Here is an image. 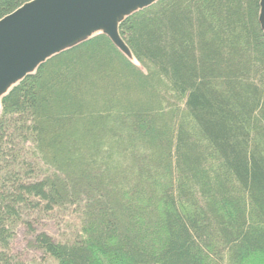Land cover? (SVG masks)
I'll return each mask as SVG.
<instances>
[{
    "label": "trees",
    "instance_id": "obj_1",
    "mask_svg": "<svg viewBox=\"0 0 264 264\" xmlns=\"http://www.w3.org/2000/svg\"><path fill=\"white\" fill-rule=\"evenodd\" d=\"M32 0H0V20ZM260 0H160L64 51L0 109V264L264 261ZM67 222L59 239L36 220Z\"/></svg>",
    "mask_w": 264,
    "mask_h": 264
},
{
    "label": "water",
    "instance_id": "obj_2",
    "mask_svg": "<svg viewBox=\"0 0 264 264\" xmlns=\"http://www.w3.org/2000/svg\"><path fill=\"white\" fill-rule=\"evenodd\" d=\"M160 0H32L0 20V109L9 91L52 57L103 34L130 60L119 33L133 14ZM259 23L264 31V0Z\"/></svg>",
    "mask_w": 264,
    "mask_h": 264
},
{
    "label": "rangeland",
    "instance_id": "obj_3",
    "mask_svg": "<svg viewBox=\"0 0 264 264\" xmlns=\"http://www.w3.org/2000/svg\"><path fill=\"white\" fill-rule=\"evenodd\" d=\"M62 218L59 216L56 219L36 220L35 228L39 232H45L55 239H59L62 237L63 232L67 231V222ZM29 239L30 236L25 227L18 226L11 242V252L15 257V264H54L52 260L44 259L41 253L33 250L29 245ZM248 264H264V261L254 259Z\"/></svg>",
    "mask_w": 264,
    "mask_h": 264
}]
</instances>
